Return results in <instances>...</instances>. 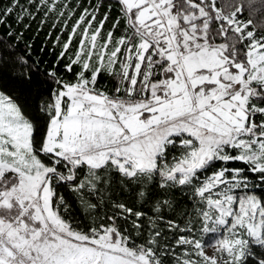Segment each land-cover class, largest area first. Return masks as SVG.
<instances>
[{
  "label": "snow or ice",
  "instance_id": "6c2138e0",
  "mask_svg": "<svg viewBox=\"0 0 264 264\" xmlns=\"http://www.w3.org/2000/svg\"><path fill=\"white\" fill-rule=\"evenodd\" d=\"M102 6H0V26L40 15L37 32L51 21L60 47L34 113L0 79V264H264V27L244 19L264 15V0ZM8 29L0 74L11 64L31 85L39 61L5 59L24 35ZM116 184L141 207L114 200ZM61 187L87 223L66 215Z\"/></svg>",
  "mask_w": 264,
  "mask_h": 264
},
{
  "label": "trees",
  "instance_id": "16d2710c",
  "mask_svg": "<svg viewBox=\"0 0 264 264\" xmlns=\"http://www.w3.org/2000/svg\"><path fill=\"white\" fill-rule=\"evenodd\" d=\"M23 2V0H22ZM101 0H72V4L76 5L77 3L80 5V8L77 9V15L84 7H89L90 4L100 3ZM247 2V0H246ZM109 3L114 4V0H103V6L101 7V16L107 10V6ZM8 4V0H0V6H6ZM118 12L117 8L113 6L110 19L107 22L105 28H110L113 20L117 17ZM100 17H98L99 19ZM40 15H37L35 21H30L25 19L22 24L16 23L15 15L7 17L6 24L0 26V38H3L6 43H8L9 38L5 36V33L9 30L8 25L12 26V29L16 32H23V38L16 42L12 41L13 47L11 49L5 50V59H7V52L11 51L15 53V56H24L29 63H33L39 61V73L34 78L33 83L31 85L23 83L21 81L13 79L9 73L12 71V65L8 64L4 67L3 73L0 74V79H2V87L5 91L11 92H21L23 93L21 99H27L29 111L35 112L37 105L42 103L43 100H46L50 90L53 85L45 82L44 73L53 66L54 61L56 60V55L60 51L59 45L55 48L53 47V40L57 35V32L52 33V38H47V33L50 29L51 21L48 24H45L41 31L37 32V29L40 27ZM244 19H252L253 24L258 27H264V15L260 13L254 12L251 9H248L244 13ZM24 24H30V27L25 29ZM118 34V33H117ZM67 34L65 33L61 37V42L65 40ZM28 44H31V49L28 48ZM43 49V51H41ZM15 57H13L14 59ZM64 61H60L57 65L58 71L64 76L65 79L71 78V73H65L63 70ZM115 81L106 74H102L99 77V86L105 88L107 90H111L114 88ZM262 191L261 188L257 187L255 192L259 195ZM61 194L66 198L69 209L66 215H71L75 217L77 220L87 223L88 221L85 219L86 213L83 210L82 205L79 203L77 195L68 187L60 188ZM114 200H118L123 203H127L130 206L135 203L137 208H140L141 205L138 201H136L135 194L130 188H123L119 184L113 185V191L111 193ZM177 199H180L179 195H177ZM151 204L143 207V210L149 212L151 209ZM166 216L172 215L171 210L165 208L163 209ZM151 214V213H150Z\"/></svg>",
  "mask_w": 264,
  "mask_h": 264
}]
</instances>
